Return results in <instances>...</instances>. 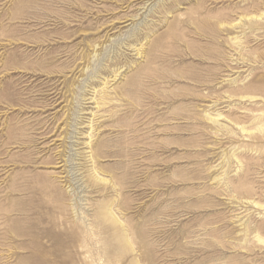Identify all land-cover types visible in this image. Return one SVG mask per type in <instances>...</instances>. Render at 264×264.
<instances>
[{
	"label": "rangeland",
	"instance_id": "1",
	"mask_svg": "<svg viewBox=\"0 0 264 264\" xmlns=\"http://www.w3.org/2000/svg\"><path fill=\"white\" fill-rule=\"evenodd\" d=\"M0 264H264V0H0Z\"/></svg>",
	"mask_w": 264,
	"mask_h": 264
},
{
	"label": "bare ground",
	"instance_id": "2",
	"mask_svg": "<svg viewBox=\"0 0 264 264\" xmlns=\"http://www.w3.org/2000/svg\"><path fill=\"white\" fill-rule=\"evenodd\" d=\"M120 20V23L121 22H127V21H129V20H134V17H124V18H122L121 17V19H119ZM119 20H116V22L115 23H119ZM139 54V53H138Z\"/></svg>",
	"mask_w": 264,
	"mask_h": 264
}]
</instances>
